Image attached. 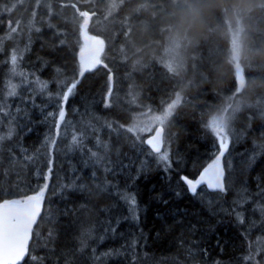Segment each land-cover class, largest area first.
Returning a JSON list of instances; mask_svg holds the SVG:
<instances>
[{
	"label": "trees",
	"instance_id": "16d2710c",
	"mask_svg": "<svg viewBox=\"0 0 264 264\" xmlns=\"http://www.w3.org/2000/svg\"><path fill=\"white\" fill-rule=\"evenodd\" d=\"M87 14L88 33L106 43L89 65L81 58ZM240 27L243 49L235 62L231 30ZM13 53L18 75H12ZM238 64L246 77L242 90ZM37 80L47 82L44 93ZM75 80L80 84L65 105L60 129L67 136L56 138L55 146L45 144L55 131L57 94ZM10 84L17 86L15 97L7 95ZM110 86L111 107L105 108ZM25 91L35 94L39 108L23 103ZM0 98V135L15 129L12 139L3 141L0 202L36 194L45 183L36 173H46V161L52 160L45 210L30 248L44 257L43 264H264V0H0ZM169 106L174 108L164 124L165 151L174 171L165 173L159 154L149 155L144 143L153 131L126 129L142 126ZM17 108L29 113L30 133L16 127L23 122ZM227 110L232 133L222 162L229 190L213 192L203 185L194 197L177 186L178 173L197 178L213 162L218 143L207 126ZM68 121L75 127L66 128ZM87 125L96 129H88L89 148L97 150L99 137L108 145L107 160L126 154L147 160L148 171L132 181L113 177L103 166L85 167L80 153L67 152V144ZM17 145L27 155L39 150L40 163H26ZM9 147L16 164L10 163ZM76 176L82 187L62 191ZM106 181L135 194L138 219L110 194ZM181 188L180 197L169 194ZM109 223L114 234L104 231ZM82 226L92 228L94 239L80 252ZM50 230L56 237L45 247ZM22 264L37 262L26 257Z\"/></svg>",
	"mask_w": 264,
	"mask_h": 264
},
{
	"label": "snow or ice",
	"instance_id": "6c2138e0",
	"mask_svg": "<svg viewBox=\"0 0 264 264\" xmlns=\"http://www.w3.org/2000/svg\"><path fill=\"white\" fill-rule=\"evenodd\" d=\"M15 31V29H13ZM39 31V29H37ZM10 62L12 65V75H18L16 72L17 65V56L13 53L10 57ZM92 69H85L83 71L79 70V76L83 77L87 71ZM37 83L40 84L39 93H44L45 89H47V82H42L37 80ZM80 84V80H75V82L67 85L66 90L58 93L60 103L58 105V117L54 124V133L53 136L46 139L45 144H51L52 146L56 145V138L61 136H67V131L61 133V124L65 122L66 111L65 105L67 104L69 98L75 94L76 89ZM111 84V81H110ZM16 84L9 85V91L7 93L8 97H15L17 95ZM29 92L32 89H28ZM112 94L111 86L109 87L107 97L105 98L104 107H111V104L108 102V97ZM23 103H31L33 107L39 108V105L35 104L34 96H25L21 98ZM3 106H0V112H3ZM17 112L22 113L23 122L17 121L16 127L19 128L20 132L30 133L32 131L29 126L32 121L30 119L29 113L24 110L17 108ZM49 115H52L49 113ZM156 125H164V119L155 122ZM74 128L75 126L68 121L66 124V128ZM111 128V125H108ZM209 128L215 135L217 143H218V154L215 156V159L211 164L203 169V171L199 174L198 178L189 177L184 175L183 173H178L176 184L186 186V191L190 193L192 196H197V189L200 185H207L208 189L213 190V192L226 193L229 189L226 187L224 178H225V169L222 164L223 157L225 153L228 151L229 147V136L228 131L229 127L222 123L213 122L208 125ZM91 129L92 132L96 131L95 127L92 125H87L85 128L79 130V133L75 132L71 136L70 142L67 144V152L68 153H80L81 154V162L85 167H93L96 168L98 166H103L104 171L113 177L117 175H127L129 180L135 181L139 179L141 175H144L148 171V162L147 160H141L139 158L133 159L131 157H127L125 154L124 159H118L115 162L109 161L106 159V154L108 151V145L103 143L99 137H95V148L96 151H93L92 148H89L86 141L91 136V132L88 130ZM154 130V135L146 138L144 143L149 146L151 151L149 155L152 153L159 154L157 156V163H163V171L168 173L170 171H174L172 169V164L167 152L161 153V146L163 143V127H156L155 129L151 127H141L136 125L134 128L129 127L126 129L129 133L136 132H152ZM112 131H116V129H112ZM15 135V129L9 128L6 135H0V168L3 165V154H4V146L3 141L11 140L12 136ZM23 156V159L26 163L38 164L40 163V153L37 150V153L34 155H27V149L22 145H17ZM8 157L11 164H16V156L15 153L12 152L11 147L8 148ZM125 160L127 162H125ZM47 172L38 171L36 174L41 179L45 181L43 185L39 188V190L34 195L26 196L22 199H3L0 202V264H22L25 261V258L28 257L31 261L37 262V264H43L44 257H40L38 255H33L29 249V241L33 235L34 226H37V218L41 213V205L43 199L45 197V193L49 188V184L47 181L50 179L52 174V160L48 159L46 161ZM178 167V165H177ZM70 172L75 173L77 171L75 165L70 163L69 165ZM133 170L135 171V175H133ZM93 176L95 172L92 173ZM169 185L171 187V177H168ZM79 177H70L68 183L62 184L61 190H78L82 185L78 184L77 181ZM105 186L111 188V195L117 197L118 200L124 202L128 205V211L133 215L134 218L138 219L137 214V201L135 194L130 191V189L122 190L119 183H112L110 181L105 182ZM184 188H181L179 191H170L169 194L180 197ZM55 191V189L53 190ZM264 192V190H262ZM162 203L167 204L166 200H163L162 195L158 197ZM209 206H211L212 201H207ZM236 203V202H234ZM235 211V209H233ZM68 213L65 212V215ZM238 219L241 223H243V214L240 212L236 213ZM117 225L119 224V220H117ZM105 233H115L116 228L112 227L111 223H109L108 227L104 229ZM37 235H39L37 233ZM56 237V233L54 230H50L48 233V237L45 238V247H47L48 241H54ZM100 241H103L104 236L95 237ZM94 239L93 231L91 227L83 228L82 226V234L80 237V252H83L85 249L89 247L88 241ZM93 256L96 255V249H91ZM75 252V250H73ZM105 255H112L111 252L105 253ZM98 258V257H97Z\"/></svg>",
	"mask_w": 264,
	"mask_h": 264
},
{
	"label": "rangeland",
	"instance_id": "374dc122",
	"mask_svg": "<svg viewBox=\"0 0 264 264\" xmlns=\"http://www.w3.org/2000/svg\"><path fill=\"white\" fill-rule=\"evenodd\" d=\"M231 39H232V58L235 62H238L242 56V49H243V39H244V32L243 28H238V29H232L231 30ZM89 48V44L87 42L86 46L82 50V61H84L86 64H90L92 62L91 59L83 57V52L87 51ZM174 51H177V48L174 49ZM104 52V51H103ZM102 52V53H103ZM101 53V54H102ZM173 106H169L166 109H162L159 111V113L154 114L148 120H145V122L142 124L141 127H151L155 128L157 125L154 124L155 122L161 120L162 118L164 119V122L166 123L173 112ZM216 122V123H222L225 124L229 127L228 131V136H229V144L231 141V128H230V112L229 110L225 111L223 114L216 115L215 117L212 118L211 123ZM166 152L165 149L161 153ZM218 154V147L214 150V155L216 156Z\"/></svg>",
	"mask_w": 264,
	"mask_h": 264
},
{
	"label": "water",
	"instance_id": "95a60500",
	"mask_svg": "<svg viewBox=\"0 0 264 264\" xmlns=\"http://www.w3.org/2000/svg\"><path fill=\"white\" fill-rule=\"evenodd\" d=\"M89 20H90L89 19V15L87 14V19H86L85 23L83 24V34H84V37H85L86 41L89 44V48L87 49V51L83 52V57L88 58V59H91L93 61L95 59H98L99 56L101 55V53L105 50L106 43L100 37L95 36V35H90L88 33ZM237 70H238L237 76H238V81H239V89L242 90L244 88V85H245V82H246V77H245L243 68L239 64H238ZM156 127H163V130H164L163 131V143H162V146H161V152H162V151H164V149L166 147V136H165V134H166V127H165V125H157ZM154 134L155 133H154V130H153V132L150 133L146 138H149L150 136H152ZM222 164H223V162H222ZM224 169H225V167H224ZM225 176H226V170H225ZM224 182H225V178H224ZM204 185L207 186L206 184H204ZM201 186H203V185L198 186V189ZM45 195H46V193H45ZM44 210H45V197H44L43 202H42V205H41V213H40V216L37 218V224L40 221V219H41V217H42V215L44 213ZM35 228H36V226H34L33 235H32V238L29 241V249L31 248V245H32V242H33V239H34V231H35Z\"/></svg>",
	"mask_w": 264,
	"mask_h": 264
},
{
	"label": "bare ground",
	"instance_id": "6f19581e",
	"mask_svg": "<svg viewBox=\"0 0 264 264\" xmlns=\"http://www.w3.org/2000/svg\"><path fill=\"white\" fill-rule=\"evenodd\" d=\"M189 54H190V53H189ZM191 55H192V54H191ZM189 56H190V55H189ZM25 88H27V87H25ZM18 89H22V88H18ZM19 91H21V90H19ZM26 91H27V90H26ZM26 91H25V95H26ZM21 92H22V91H21ZM27 92H28V91H27ZM17 93H18V92H17ZM23 93H24V90H23ZM34 93H35V92H34ZM34 93H33V94H34ZM18 94H19V93H18ZM29 94H30V93H29ZM23 95H24V94H23ZM34 95H35V94H34ZM34 95H33V96H34ZM19 96H22V94H20ZM26 96H27V95H26ZM29 96H30V95H29ZM21 98H22V97H21ZM0 99H1V98H0Z\"/></svg>",
	"mask_w": 264,
	"mask_h": 264
}]
</instances>
